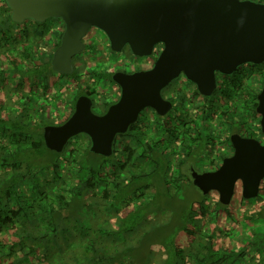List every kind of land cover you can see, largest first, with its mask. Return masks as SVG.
<instances>
[{"label": "trees", "instance_id": "obj_1", "mask_svg": "<svg viewBox=\"0 0 264 264\" xmlns=\"http://www.w3.org/2000/svg\"><path fill=\"white\" fill-rule=\"evenodd\" d=\"M20 27L0 0V264H264V205L189 197L162 148L102 156L78 134L47 149L69 92Z\"/></svg>", "mask_w": 264, "mask_h": 264}, {"label": "water", "instance_id": "obj_2", "mask_svg": "<svg viewBox=\"0 0 264 264\" xmlns=\"http://www.w3.org/2000/svg\"><path fill=\"white\" fill-rule=\"evenodd\" d=\"M13 22H43L59 18L64 23L60 44L51 60L53 71L69 74L70 58L83 48L80 42L90 27L101 30L110 48L125 45L137 56L149 55L155 44L163 48L153 66L132 75L116 74L119 100L102 116L94 115L89 101L76 100L72 114L61 124L42 130L45 147L61 152L68 140L85 134L89 150L110 156L115 134L124 132L145 107L159 109L160 90L179 74L200 92L215 86V73L230 74L237 66L264 61V3L252 0H5ZM257 111L262 114L264 102ZM231 158L209 173L193 174V183L205 195L217 194L229 205L237 181L240 196L256 198L264 178V145H235ZM264 213V210H263Z\"/></svg>", "mask_w": 264, "mask_h": 264}, {"label": "flooded vegetation", "instance_id": "obj_3", "mask_svg": "<svg viewBox=\"0 0 264 264\" xmlns=\"http://www.w3.org/2000/svg\"><path fill=\"white\" fill-rule=\"evenodd\" d=\"M254 1L264 3V0ZM20 26L31 28L28 46L38 48L34 53L39 51L40 59L51 67L64 31L63 21L27 19ZM25 37L21 35L23 41ZM80 42L82 50L70 58L71 73L53 71L57 80L68 88L67 102L72 110L66 119L79 97L89 101L94 115H104L121 95L114 76L149 70L163 48L162 44H155L151 54L143 56L134 55L127 45L114 51L105 34L95 27H90ZM160 98L158 110L142 108L124 132L115 134L111 155L118 154L122 143H126L132 158L162 148L159 152L170 155L168 167L176 174L187 176L190 185L199 190L193 183V174L217 170L223 160L234 155L236 144L247 141L264 145L262 114L257 111L260 101L264 102V61L239 65L230 74L216 72L215 86L203 92L179 74L160 90ZM263 188L264 178L259 183L257 197L246 201L264 205V196H259ZM236 191L241 192L239 181L235 184ZM261 197L262 201L257 200Z\"/></svg>", "mask_w": 264, "mask_h": 264}, {"label": "rangeland", "instance_id": "obj_4", "mask_svg": "<svg viewBox=\"0 0 264 264\" xmlns=\"http://www.w3.org/2000/svg\"><path fill=\"white\" fill-rule=\"evenodd\" d=\"M189 197H192V196H194V197H198L199 196V193L192 187V190H190L189 191ZM183 197V196H182ZM236 197L237 198H239L240 197V192L239 191H236ZM234 198V197H233ZM231 199L232 200V203L231 204H233V203H235V201H237V199L236 198H234V199ZM253 203V202H252ZM258 203V202H257ZM254 204V203H253ZM250 205V204H249ZM262 223H264V221H262L261 223H260V225L262 224Z\"/></svg>", "mask_w": 264, "mask_h": 264}]
</instances>
